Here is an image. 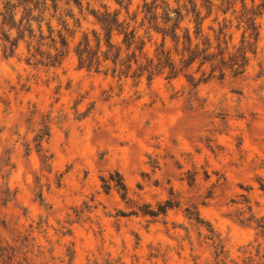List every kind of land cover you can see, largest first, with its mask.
Returning a JSON list of instances; mask_svg holds the SVG:
<instances>
[{
    "label": "rangeland",
    "instance_id": "rangeland-1",
    "mask_svg": "<svg viewBox=\"0 0 264 264\" xmlns=\"http://www.w3.org/2000/svg\"><path fill=\"white\" fill-rule=\"evenodd\" d=\"M25 1L0 0V264H264V0H227L226 15L209 0L205 34L226 25L228 47L249 63L197 87L79 69L72 50L55 67L28 61L25 43L13 52L3 41L38 15ZM81 2L59 4L50 23L71 48L98 29L92 10L120 9ZM242 5L262 8L255 43L237 26Z\"/></svg>",
    "mask_w": 264,
    "mask_h": 264
},
{
    "label": "trees",
    "instance_id": "trees-1",
    "mask_svg": "<svg viewBox=\"0 0 264 264\" xmlns=\"http://www.w3.org/2000/svg\"><path fill=\"white\" fill-rule=\"evenodd\" d=\"M33 1L25 2L31 4ZM48 1L50 6L47 0H35L34 9H38V15L21 17L9 26V30L15 31L16 37L9 40V35L6 34L3 39L5 44H8V49L13 52L20 42L25 43L28 61L34 60L35 64L55 67L72 50L79 69L110 72L112 76L138 81L144 78L147 83L157 76H164L168 81L184 77L190 86L197 87L213 78L224 79L228 73L233 77L241 76L249 63L245 48L228 47L224 31L226 25L219 24L217 33L212 26L207 27V30L214 34L213 40L205 34L204 22L213 11V3L209 0H203L199 8L196 0H186L182 7L176 8L158 0H143L142 5L132 13V0H112L120 9L110 11L104 6L102 11L92 10L98 29L82 33L72 48L68 39L70 35L67 37L62 30H58L54 36L50 23L61 8L59 4H74L82 11L81 0ZM223 5L226 6L221 9L223 15L231 8L232 13L235 12L234 3L221 0V6ZM17 8L18 6L5 9L3 17L13 20ZM50 8L53 14H50V19L46 22L48 35H44L42 15ZM202 9L205 10V15H201ZM121 10H124L127 18H120ZM261 13L262 8L257 10L253 7L246 8L245 5H242L240 11L237 26H242L244 34L254 43L258 38L257 19ZM216 21L217 17L212 20ZM58 22L63 30L67 31L66 21L59 17ZM32 23L36 24V30L32 28ZM250 43L248 42V45ZM6 48L5 46V50ZM102 180L104 188L109 189L110 183ZM117 184L125 191L121 177ZM257 227L264 232V225ZM208 239L217 247L213 237ZM219 253L217 252V257Z\"/></svg>",
    "mask_w": 264,
    "mask_h": 264
}]
</instances>
